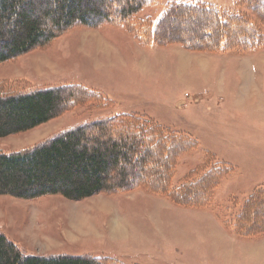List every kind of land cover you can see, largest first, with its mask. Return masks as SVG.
Here are the masks:
<instances>
[{
    "label": "rangeland",
    "instance_id": "obj_1",
    "mask_svg": "<svg viewBox=\"0 0 264 264\" xmlns=\"http://www.w3.org/2000/svg\"><path fill=\"white\" fill-rule=\"evenodd\" d=\"M244 1L147 0L138 17H150L155 25L171 4L205 5L239 15L264 34V6L255 9ZM170 21V36L193 41V33L203 34L200 22ZM2 81L26 91L79 85L111 103L100 111L79 106L1 138L0 153L31 148L83 123L128 114L195 143L176 160L175 183L203 164L230 170L201 210L174 206L142 187L82 201L0 196V234L24 253L87 254L123 264H264V235L242 239L223 225L254 190L264 188V48L217 54L189 52L177 44L142 48L121 26L75 27L44 49L0 64ZM113 223L124 228L122 236L112 234ZM207 254L218 255L207 259Z\"/></svg>",
    "mask_w": 264,
    "mask_h": 264
},
{
    "label": "trees",
    "instance_id": "obj_2",
    "mask_svg": "<svg viewBox=\"0 0 264 264\" xmlns=\"http://www.w3.org/2000/svg\"><path fill=\"white\" fill-rule=\"evenodd\" d=\"M244 2L264 6V0ZM146 4L147 0H0V64L44 49L75 27L121 26L142 48L177 44L189 52L209 54L264 48V34L239 15L205 5L171 4L154 25L150 17H138ZM172 19L184 25L200 22L202 36L193 33V41L170 36L166 29ZM110 103L79 85L26 91L2 81L0 139L32 130L79 106L100 111ZM194 144L137 115L119 114L83 123L31 148L0 153V196L26 200L58 196L82 201L97 194L112 197L142 187L174 206L201 210L209 204L219 179L230 170L219 163L203 164L181 183H175L176 160ZM136 167L139 173L133 170ZM227 222L224 227L239 238L264 235V188L254 190ZM0 264L123 263L87 254L24 253L0 234Z\"/></svg>",
    "mask_w": 264,
    "mask_h": 264
},
{
    "label": "bare ground",
    "instance_id": "obj_3",
    "mask_svg": "<svg viewBox=\"0 0 264 264\" xmlns=\"http://www.w3.org/2000/svg\"><path fill=\"white\" fill-rule=\"evenodd\" d=\"M123 229L124 228H122L119 224L113 223L110 231L112 232V234H117V235L122 236L123 233H125Z\"/></svg>",
    "mask_w": 264,
    "mask_h": 264
},
{
    "label": "crops",
    "instance_id": "obj_4",
    "mask_svg": "<svg viewBox=\"0 0 264 264\" xmlns=\"http://www.w3.org/2000/svg\"><path fill=\"white\" fill-rule=\"evenodd\" d=\"M210 225H211V224H210ZM215 226H216V227H215L214 229H215L217 232L220 231V230H219V227H217V224H216ZM216 228H217L218 230H217ZM223 239H224V237H223ZM227 241H228V242L231 241L230 243H232L234 240H229V239H228ZM169 248H170L171 251H172V250L174 251V248H173L172 246H170ZM171 251H170V252H171ZM173 251H172V252H173ZM199 254H200V253H199ZM214 255H218V254H213V255H212V254H209V255L207 254V257H206V258H207V259H212V258H214ZM223 255H224V254H221L220 258H223ZM202 257H203V255H202ZM133 264H134V263H133Z\"/></svg>",
    "mask_w": 264,
    "mask_h": 264
}]
</instances>
